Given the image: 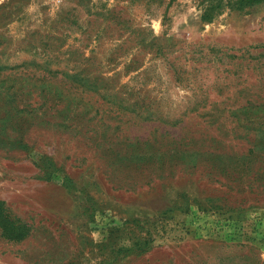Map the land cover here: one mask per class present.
Listing matches in <instances>:
<instances>
[{
	"label": "rangeland",
	"instance_id": "obj_1",
	"mask_svg": "<svg viewBox=\"0 0 264 264\" xmlns=\"http://www.w3.org/2000/svg\"><path fill=\"white\" fill-rule=\"evenodd\" d=\"M0 124V264H264V0H0Z\"/></svg>",
	"mask_w": 264,
	"mask_h": 264
},
{
	"label": "trees",
	"instance_id": "obj_2",
	"mask_svg": "<svg viewBox=\"0 0 264 264\" xmlns=\"http://www.w3.org/2000/svg\"><path fill=\"white\" fill-rule=\"evenodd\" d=\"M242 2L246 3V4H254L260 0H241ZM44 55L46 56L47 54L44 53ZM43 55V56H44ZM233 57V56H232ZM222 57L219 56V59H221ZM34 62H31V67H40L37 66L35 64H33ZM42 68V67H41ZM49 72H52L51 70H48ZM55 72V71H53ZM63 76V74H62ZM8 128L7 130H13L12 124H0V131H4L5 128ZM185 152V151H184ZM39 167V172H42V168ZM43 173V177L46 179L49 176L47 175V173L42 172ZM66 188H71V182L70 181H66V184L64 185ZM0 228L2 229V231L5 233H7V235H9L11 238L15 239V238H21L23 236H25L27 234V229L25 228L24 224L18 223L17 221L10 219V217L8 216V213L6 211L3 210L2 207V203L0 202ZM144 250H142L141 252H143Z\"/></svg>",
	"mask_w": 264,
	"mask_h": 264
}]
</instances>
